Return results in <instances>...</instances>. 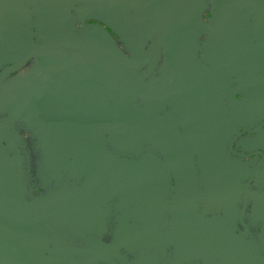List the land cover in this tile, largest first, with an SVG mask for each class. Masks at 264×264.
I'll use <instances>...</instances> for the list:
<instances>
[{"label":"water","instance_id":"95a60500","mask_svg":"<svg viewBox=\"0 0 264 264\" xmlns=\"http://www.w3.org/2000/svg\"><path fill=\"white\" fill-rule=\"evenodd\" d=\"M161 54L163 76L142 90ZM31 58L29 69L6 80ZM4 63L11 64L0 70V264L109 257L122 238L83 247L75 241L88 240L107 201L127 193L137 170L156 174L158 159L151 151L147 164L145 154L119 158L106 145L176 144L173 110L185 113L182 124L191 128V183L179 185L184 193L191 187V259L264 264V0H0ZM81 99L84 107L94 104L93 113L80 109ZM166 105L174 109L159 115ZM17 119L42 154L47 189L36 196L11 132ZM240 133L247 136L237 146L254 155L250 160L226 152ZM80 172L81 183H68ZM237 201L249 203L256 236L247 227L236 231ZM213 208L218 213L209 215Z\"/></svg>","mask_w":264,"mask_h":264},{"label":"flooded vegetation","instance_id":"af4514ba","mask_svg":"<svg viewBox=\"0 0 264 264\" xmlns=\"http://www.w3.org/2000/svg\"><path fill=\"white\" fill-rule=\"evenodd\" d=\"M202 17L203 19L208 17V6L202 12ZM86 22L97 23L96 20H87ZM75 23L78 28L79 23L76 19ZM110 33L124 52L129 55V52L120 44L118 36L112 32ZM160 56L161 59L154 70L147 78L144 77L145 79H142V90L151 84L153 78L160 79L163 76V72L160 71L163 54ZM33 61V58L29 59L24 66L11 72L6 77V80L8 81L13 76L29 69ZM10 64H2L0 70ZM144 73L145 67L138 70L139 75H144ZM144 101L145 99L138 97L135 99V105L142 108ZM80 102V109L92 111L90 113L94 112L96 107H94L93 103L84 107L82 99ZM80 102L77 104V108ZM129 107L132 109L130 104ZM165 109H171L172 111L174 108L172 109L170 105H166L159 110V115L162 116ZM79 114L81 119H83V113ZM172 114L169 119L174 120L177 125L176 129L170 130L176 135L175 141L177 143L174 145H167L164 149L161 146L151 145V142L147 140L141 145H135L129 149L110 144L106 145V148L112 154L119 156V158L138 159L145 154L146 164L148 163L147 153L151 151L155 155L154 157L158 159V163L156 174L150 172L149 177L147 168L137 170L136 173L140 175L138 177V174H136L131 179L132 185L125 188L127 193L124 195V193L115 192L107 201V212L102 218L103 222L91 226L88 240L76 239L75 243L83 247L94 239L110 243L114 238H122L118 246L109 254V257L100 259L98 264H197L196 260L191 259V187L189 186L191 183L189 176L191 128L186 129L182 124L185 113H181V110H173ZM3 116H5V113H0V118ZM188 121H191L189 116ZM164 122L165 120L161 121V123ZM11 132L12 136L16 135L17 137L16 143L21 154L22 172L28 191L34 196L43 193L46 191L47 185L43 183L45 171L42 167V154L36 144V136L18 119ZM185 133L189 134L188 145L184 144L186 142ZM26 136H30L33 139V144L27 142ZM245 136H247V133H240V135L235 137L231 147L226 145V152L231 158L250 160L254 157V155H249L250 151L237 146L238 140ZM79 157H81V161H78V163L83 165L82 155H79ZM197 169L200 170L198 166ZM82 172H80L81 175L78 178L70 177L67 179L68 183L75 181L81 183L84 180ZM63 180L66 181V173L60 181L62 182ZM240 181L243 184L246 183L244 179ZM150 182L157 185L154 188L150 187ZM182 182L189 184V192L184 193L179 189V185ZM248 186L251 187V183ZM198 201L200 207H202L203 202L200 197ZM236 206L238 213H242V221L238 217L234 222L236 231L240 232L247 227L249 234L252 237L256 236L257 225L248 218L249 203H246L245 207H243L242 202L237 201ZM217 213L218 210L215 208L210 209L208 212L209 215Z\"/></svg>","mask_w":264,"mask_h":264},{"label":"rangeland","instance_id":"374dc122","mask_svg":"<svg viewBox=\"0 0 264 264\" xmlns=\"http://www.w3.org/2000/svg\"><path fill=\"white\" fill-rule=\"evenodd\" d=\"M26 133V132H25ZM27 138V142H29L30 144H33V139L30 136H26Z\"/></svg>","mask_w":264,"mask_h":264}]
</instances>
